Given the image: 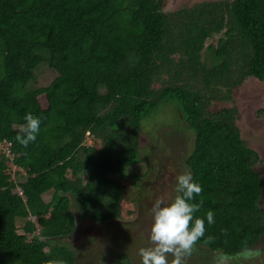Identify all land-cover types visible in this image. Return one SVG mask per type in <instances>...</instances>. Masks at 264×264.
<instances>
[{
  "label": "trees",
  "instance_id": "obj_1",
  "mask_svg": "<svg viewBox=\"0 0 264 264\" xmlns=\"http://www.w3.org/2000/svg\"><path fill=\"white\" fill-rule=\"evenodd\" d=\"M166 4L0 0V264H77L59 241L75 234L76 206L98 223L132 218L122 180L136 183L142 119L167 100L194 134L185 163L203 189L197 215L214 212L207 234L225 247L227 229L229 249L264 236L263 160L235 98L264 81V0ZM41 67L56 76L36 86ZM28 111L40 131L23 147ZM117 264L132 262L120 252Z\"/></svg>",
  "mask_w": 264,
  "mask_h": 264
},
{
  "label": "rangeland",
  "instance_id": "obj_2",
  "mask_svg": "<svg viewBox=\"0 0 264 264\" xmlns=\"http://www.w3.org/2000/svg\"><path fill=\"white\" fill-rule=\"evenodd\" d=\"M190 1L195 0H167L166 8L174 9ZM37 74L36 86L47 85L56 76L54 70L46 67H41ZM235 98L241 112L242 138L260 152L263 163L259 169L264 175V119L255 117L257 109L264 105V81L247 79L236 90ZM141 124V160L134 169L127 170L130 174L137 169L139 175L136 183L129 176L122 180L126 196L136 201V212L130 219L98 223L76 206L75 234L59 241L72 250L77 264H117L120 252H126L132 264H140L137 253L148 244L151 206L156 198L173 193L175 177L187 168L185 160L192 150L194 134L180 119L177 102L164 101ZM14 178L23 180L24 173H15ZM189 264H203V260L194 256Z\"/></svg>",
  "mask_w": 264,
  "mask_h": 264
},
{
  "label": "clouds",
  "instance_id": "obj_3",
  "mask_svg": "<svg viewBox=\"0 0 264 264\" xmlns=\"http://www.w3.org/2000/svg\"><path fill=\"white\" fill-rule=\"evenodd\" d=\"M25 123L18 128L16 141L23 147L35 142L40 131V118L25 112ZM202 186L193 179L190 169L175 177L172 194L160 196L151 206V225L147 246L138 249L140 264H189L199 256L203 264H264V236L243 238L229 249V232L222 230L225 247H218V237L207 234L206 225L215 223L214 212H200L203 201L195 202ZM44 264H67L64 259H51Z\"/></svg>",
  "mask_w": 264,
  "mask_h": 264
},
{
  "label": "water",
  "instance_id": "obj_4",
  "mask_svg": "<svg viewBox=\"0 0 264 264\" xmlns=\"http://www.w3.org/2000/svg\"><path fill=\"white\" fill-rule=\"evenodd\" d=\"M262 183H263V180H262ZM262 187H263V191H262V193L264 194V184H262ZM76 227H75V229L77 228V218H76V225H75Z\"/></svg>",
  "mask_w": 264,
  "mask_h": 264
}]
</instances>
